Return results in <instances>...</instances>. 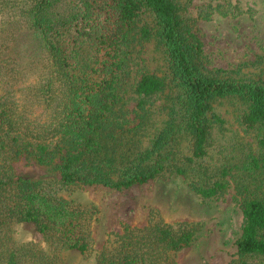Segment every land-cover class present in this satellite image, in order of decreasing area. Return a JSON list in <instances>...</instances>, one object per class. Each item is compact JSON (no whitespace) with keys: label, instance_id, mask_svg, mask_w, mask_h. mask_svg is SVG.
<instances>
[{"label":"trees","instance_id":"16d2710c","mask_svg":"<svg viewBox=\"0 0 264 264\" xmlns=\"http://www.w3.org/2000/svg\"><path fill=\"white\" fill-rule=\"evenodd\" d=\"M191 5L0 0V264H58L66 251L90 254L95 208L71 198L84 186L127 189L170 173L189 180L204 198L225 192L231 169L212 155L214 130L223 123L215 107L219 99L241 104L242 128L254 132L264 149V83L204 67ZM146 11L154 22L136 27ZM26 34L37 47L21 52ZM153 40L165 55L166 71L144 73L133 84L131 44ZM37 67V80L29 81L27 69ZM168 91L176 93L166 108L168 120L145 146L149 100ZM130 92L138 97L133 121L125 105ZM22 158L38 165L60 161V178L18 176L14 165ZM251 165L260 168L259 159ZM242 215L240 264L254 258L264 264V199H245ZM23 223L36 226L49 251L13 241L14 225ZM199 230L187 222L126 227L113 234L96 264H172L171 254L191 245Z\"/></svg>","mask_w":264,"mask_h":264},{"label":"rangeland","instance_id":"374dc122","mask_svg":"<svg viewBox=\"0 0 264 264\" xmlns=\"http://www.w3.org/2000/svg\"><path fill=\"white\" fill-rule=\"evenodd\" d=\"M190 11L197 19L198 35L204 44L206 69L226 70L223 77L229 79L264 83V0H192ZM153 22V14L146 11L136 27ZM27 35H21V52L27 46L30 49L37 47L36 41L28 39ZM131 46L133 84L147 72L163 75L165 55L156 41L135 42ZM40 72L38 67L27 69L28 80H37ZM175 95L174 91H168L149 100L150 114L144 119L148 136L142 138L145 146L152 134L168 120L166 108ZM137 100L134 92H130L125 100L127 118L131 121L136 119ZM215 107L223 123L214 130L212 155L219 166L231 169L228 189L216 197L204 198L191 188L189 180L170 173L127 189L78 188L71 198L95 208L92 212V251L86 256L78 251L63 252L58 264H96L97 255L108 245L113 234L122 233L126 227L143 228L151 222L198 225L200 230L194 242L171 254L169 261L172 264L242 263L243 257L237 246L243 228L242 203L247 198L264 199V149L258 146L254 132L242 128L239 102L219 99ZM139 122L138 119L132 126ZM253 157L259 159L260 168L251 165ZM59 164L57 160L53 165H38L32 159L22 158L14 167L18 176L40 181L59 179ZM11 237L19 245L34 243L36 248L49 251L48 244L32 223L14 225ZM246 261L260 264L257 258Z\"/></svg>","mask_w":264,"mask_h":264}]
</instances>
